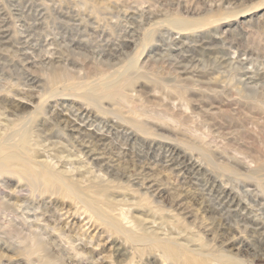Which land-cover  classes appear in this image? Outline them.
I'll return each instance as SVG.
<instances>
[{
    "label": "rangeland",
    "instance_id": "rangeland-1",
    "mask_svg": "<svg viewBox=\"0 0 264 264\" xmlns=\"http://www.w3.org/2000/svg\"><path fill=\"white\" fill-rule=\"evenodd\" d=\"M1 25L7 27L11 35L0 50L1 108L6 112L14 111L11 102L19 98L31 106L19 109L17 115H30L33 127L45 121L39 130L49 134H52V129L57 130L48 124L50 110L55 108L65 112L68 108L72 111L90 108L93 115H97L93 119L95 125L89 129L95 130L99 126L104 133L110 123L116 127V131L110 133L113 146L127 147L125 157L113 164L108 163L115 165L114 171L107 175L109 178L106 177L111 182L92 185L96 188L106 185L105 189L109 191L111 187L113 194L135 199L140 205L132 208L128 205L131 215L141 212L147 221L155 219L159 224L162 221V232H173L169 236L172 238L180 232L181 237H175L181 244L190 239L189 235L192 240H188V248L208 255L212 264H217L213 259L220 255L221 250L241 264H264V244L254 249L256 234L251 231L253 223L257 222L255 226L264 224V167H261L264 165V109L258 110L255 101L250 99H260L258 94L262 93L261 88L264 89V0H0ZM105 46L115 48L113 55L103 53ZM56 58L61 62L54 64L56 74L66 71L68 75L64 83H53L46 77L51 71L42 66ZM104 61L113 65L103 67ZM48 67L46 65L45 68ZM97 67L101 69L96 70ZM128 76L133 78L122 93L112 100L104 98L100 101L107 114L81 103L86 98L81 96L89 89L104 86L117 90L119 81ZM28 78L38 82H27ZM260 95H264V91ZM5 96L6 99L2 98ZM124 97L125 104L122 103ZM6 107L10 110L7 111ZM130 107L138 112L136 116L129 113ZM131 119L142 122L150 133L147 140L138 136L129 142L127 135L120 132L118 124L124 125L127 121L133 125L134 120ZM19 122L21 120L17 119L14 125ZM128 124L124 126L131 131ZM50 128L52 131L48 132ZM53 139L60 141L54 137L51 141ZM50 150L53 155L61 149L55 152L52 146L45 149L46 152ZM169 151H174L181 159L183 154L187 155L183 159L187 162L188 155L192 156V162L201 165L199 171L186 172L184 176L188 180L185 182L189 183L182 188L178 186V179L174 180L175 175L164 169V153ZM204 155L209 156L214 165H210ZM100 164L96 163V168ZM224 167L233 173H227ZM100 170L106 173L104 167ZM112 173L118 175L114 177ZM147 178L156 197L153 193L148 194L149 197H140L144 192L131 186L133 181L145 183ZM16 181H13L12 189L21 185H16ZM213 183L231 191L237 199L241 198L244 205L242 215L250 212L247 230L243 231L245 226L241 216L235 218L233 213L226 211L218 214L223 216L221 218L217 214H202L195 206L185 204L182 196L177 197L180 195L177 192L183 188L215 197L214 193L208 194ZM45 199L41 203L50 211L59 207L65 208L64 213L70 205L73 206L69 200ZM215 201L210 206L217 208ZM123 206L117 208L121 207L128 213L125 209L127 204ZM83 212L81 210L74 220L70 218L65 222L83 235L86 243H94L101 236L105 245L103 249L94 248L97 264H108L103 262L104 256L109 263L117 259L112 255V244L118 242L127 247L123 235L107 231L103 225L94 222L89 213ZM162 216L171 219L169 222L173 225L163 222ZM111 240L115 242L111 243ZM232 242L240 245L238 251L233 250ZM148 245L140 248L142 253L134 254L135 264H173V259L164 256L162 249ZM192 245L197 248H192ZM6 254L13 255L0 247V259H5Z\"/></svg>",
    "mask_w": 264,
    "mask_h": 264
},
{
    "label": "bare ground",
    "instance_id": "bare-ground-1",
    "mask_svg": "<svg viewBox=\"0 0 264 264\" xmlns=\"http://www.w3.org/2000/svg\"><path fill=\"white\" fill-rule=\"evenodd\" d=\"M10 38H11L10 30L7 27L1 25L0 26V50H1V46H3L2 44L6 45ZM75 44L76 43L74 42L73 45ZM114 50L115 48L113 47H107L106 49L102 48V51L106 56L107 55L110 56L112 53H114ZM44 62L46 61L44 60ZM55 63H61V62L58 60V58H56L55 61H48L47 63H45L47 66H49L48 68H45L46 65H43L42 63L40 64L44 66L43 69L51 71V72L48 71V75H46V77H49V79L53 81V83L62 82V81L63 83L64 81L66 82L67 81L66 78L68 76L66 71H62L61 73L58 72L60 74H56L57 70H55L54 68ZM109 63L110 62L107 63L104 61L102 62L101 66L104 67L105 65L106 67H110L111 65H113ZM162 63H165V62H162ZM94 66H95V63H94ZM61 69L62 68L60 67V70ZM95 69L100 70L101 68L97 67ZM176 71H174V74ZM49 73H50L51 78L49 76ZM130 74L132 73L130 72ZM130 76H128V78H122L119 81L118 83L119 86L117 90L115 89L113 90V87H104V86L101 88L89 89L81 96V97H86L84 100L81 99L83 101L81 103L86 104V106L93 107L95 108V110H99L107 114L105 112L106 110L100 105V101L104 98L112 100L118 94L122 93L123 92L122 90L129 86L130 80L133 78V77L129 78ZM32 78H28L29 80L27 82H33V83L38 82V80L32 79ZM49 84H51V82ZM163 86L165 88V85ZM171 86H170V89H171ZM255 87L258 89V86H255ZM261 90L264 91V89L262 88ZM262 93L258 94V96H260V99H258V97L257 99L256 98L253 99V98L246 96L247 98H250L253 101H255V104H256L255 106L258 110L264 109V102H262V100H264L263 99L264 95H260ZM6 96L2 98L6 99L7 98ZM122 96L124 95L122 94ZM124 100H125V97L123 98L122 103L124 104L127 103V101H124ZM72 101H75V100H72ZM11 103L13 105L12 108H15L14 111H8L9 108L6 107L8 111L6 112L5 111L6 109L4 110L3 107L2 108L0 107V110L2 109V112L0 111V247H2L3 250H5L6 252H9L13 255L6 254L5 259L3 260L0 259V264H83V263L97 264L98 259H95L94 251L97 248L103 249L105 245L104 243H102L100 239L101 236L98 238V240L94 241V243H92V241H89L88 243H86L85 242L86 238L84 239L83 235H79L78 233H76V231L74 229H71V226L68 225V222H65L66 220H69L70 218L74 220L78 212H80L81 210L84 211L83 213H89V215H91V217L94 218V222H97L98 225L99 224L103 225L107 231L109 230L114 231L116 233L123 235V237L125 238L127 247H124L125 245L121 243L111 240V243L113 242L116 243V244H112V255L114 259L115 257L117 259L112 260V262L109 263V262H106V259L104 256L102 257V260L104 263L135 264V261H137V259L135 260L134 254L141 252L142 250L140 248H142V246L144 247L146 244H149L153 248L162 249L164 256L170 257V260L173 259L171 260L173 261V264L174 262L175 264H212L211 258H209L208 255L204 256L203 252H200V250L198 249L190 250V248H188L187 246L189 242L188 240L190 239L192 240V238L189 235L188 237L190 239L185 241L186 242V243L184 242L185 244L184 243L181 244L179 239L177 240V238L175 237L177 236L178 238H180L181 237L180 232L179 233L177 232L178 234H174L173 235L174 238L169 237L170 235H172L173 232L172 233H169V231L162 232L163 231L162 229L163 227H161L163 226L162 221L160 222L161 224L157 223L155 219L147 221L144 218V214H142L141 212L140 214L138 213L137 215L135 214L131 215V213H129V210H130L129 207L132 208L133 206L137 207L138 205H140L139 203L137 205V201L135 199L134 201L136 202H134L133 198L131 197H127L125 195L119 196V195L113 194L112 192H110L112 191L110 190L111 187L109 191H107L108 189H105L106 185L101 186L103 183L105 184V183L111 182L108 179L109 177L107 175L110 173L111 170L114 171L115 169V165H111L108 163L113 164L116 161H119L121 157L126 156L125 152L127 151L126 150L127 147L122 148V147L113 146V144L111 143L112 141H110L111 139L110 133H113L112 131H116V127L114 125H111L110 123L107 124L106 125L107 129H106V132L104 133L103 131L99 129L101 128L99 126L97 129L95 127L96 131L91 130L89 128L95 125L96 121H94L93 119L96 118L97 114L93 115L90 108L86 109V107H81V108H78V110L74 109L75 111L74 110L73 111L75 113L72 111V108L71 109L68 108V110L66 109L67 111L65 112L63 111L64 113L59 112L58 110H55L54 108L50 110L51 113H50L49 121H48V124H52V126H50L51 128L53 127L57 129L55 131L54 129H52L53 130L52 131L51 128L48 129V132L52 131V134H53L52 135L51 133L50 134L43 133V131L39 130L40 128L39 126L45 124V121L33 127L32 126L33 122L31 120L30 115H25V114L23 116L17 115L18 113L17 111L19 109L26 108L27 106L29 107L31 106L30 104L26 102H21L19 98L18 100H14ZM116 104H118V100H116ZM224 104H227V103H224ZM8 107L10 106L8 105ZM143 111L145 110L143 109ZM108 112H111V111H108ZM136 112L137 111L135 109H131L130 107L129 109L130 114L133 113L136 116ZM143 114L145 113H142V115ZM140 115H137V116L141 118ZM17 119L21 120V122H19L18 125L16 124L17 125L16 126L14 125V123L17 121ZM131 120L129 121V123L131 122ZM133 120H132L133 125H129L127 121L124 122L131 127L132 129L131 131L127 129L128 128L127 126H124L126 124L124 123H123L124 125L118 124L120 126V132H124L127 135V139H128L127 141L129 142L130 140H133L134 138L138 136H140L142 139L143 138L146 139L150 133L146 130V128L144 129V126L141 124L142 123L141 121H138V120L135 121L136 119H133ZM53 137L55 139L57 138V140L59 139L60 141H54V139L53 141H51ZM44 143L48 144V146L46 145L47 146L46 147ZM49 146H52L54 148V152L55 150H58V148H60L61 150L52 155L51 150L49 152L45 151V149L48 148ZM59 154H63L64 156L58 158ZM164 154H165V156L163 157L164 158L163 161L165 165L164 169L167 168L168 171H171L175 175L174 180L178 179L179 188H182L189 183V182H185L187 179V176L186 178L184 176L186 172L193 173L194 171H199L201 169V165L195 164L196 162L194 163L192 162V158H191L192 156L190 157L188 155V162H187V160L186 161L183 160L187 157V155L185 154H183L184 155L183 159H181L180 155H178L174 151H169L168 153H164ZM204 158L209 162L210 165H214L213 160L209 156L204 155ZM62 160H66V162L63 163ZM105 160L106 162H104ZM96 163L98 164L101 163L99 167L100 168L104 167L105 169L104 172L106 173H102L103 171H101L102 169L100 170L99 167H97L99 169L98 170L96 168L97 166ZM160 163L161 162H159V164ZM141 165L142 163L139 166ZM261 167H264V165ZM224 170L227 171V173L228 172L233 173L232 171H228L225 167H224ZM111 175L115 177V175L117 176L118 174L112 173ZM234 175L240 176L237 173H234ZM14 180H17L16 185L17 183L21 185L20 186L17 185V187L12 189V186H13L12 184ZM137 181H133V183H131L132 184L131 186L135 187L136 191L144 192L140 194V197L141 195L148 196V194H152V193H153L152 194L153 197H156L154 196L155 190H152L153 185H150L151 181H149L148 178H147V181L145 180L146 181L145 183L144 182L139 183ZM96 183H99L101 185L98 186V188H96L94 185H92ZM107 187L109 188V186ZM208 189H209L208 191L210 192L208 194L214 193L215 197H212V195H210V196H207L208 197L207 198L205 195L198 194L197 193L198 191L196 193L190 192V190L186 191L185 188H183V191L177 192V193H180V195L177 193L176 194H177V197L182 196V198L185 200V204L188 203L191 206H195L196 210L200 211L202 214H210V215L214 214L213 216H215V214L218 215L219 213L226 211V213L229 212V214L233 213V217L235 218H238V216H241V221L243 222L242 225L245 226L243 227V231L247 230L246 223L249 219L247 218V215L250 212L248 214L246 213L245 215H242L241 212H244V210H242L244 205L240 201L241 198L240 200L237 199L238 197L236 198L234 195H232L231 191L229 192V190L223 189L220 186L216 185L215 183L211 184ZM113 191L115 190L113 189ZM45 197L57 198V200H60L58 198L69 200L70 202L72 201L73 206L70 205L68 210H66L64 213L62 211L65 208H59V207L53 208L52 211H50L48 210V208L43 207V203H41V200L42 201L46 200ZM215 200L217 201L216 204H218L217 208L212 207V205L210 206V203ZM243 201H245V199ZM126 204H127V207L128 205H130L128 208H125V209H128L127 210L128 213L124 212L125 210H122L121 208L122 205L126 206ZM119 206L121 207L117 208ZM251 209L253 208L251 207ZM251 212H253V210ZM64 214L66 215L68 214V216H64ZM166 219L168 222H166ZM170 220L171 219H168L167 217L163 218V222L172 224V222H169ZM239 220L240 218L238 219V221ZM256 223L257 222L253 223L254 228L251 231L252 233L256 234L255 238L253 237L254 238L253 240L257 242L254 249H259L261 245L264 244V224H259L255 226ZM145 226L148 228H146ZM255 227H257V229H255ZM239 230H240V227H239ZM239 233L241 232L239 231ZM160 236H163V237L161 238ZM197 240L198 242H200L199 240H201V238ZM193 246L195 245H192L191 247L193 248ZM231 246L233 250H236V251H238V249L240 248L239 247L240 245L236 246L235 244H233V242ZM200 247L201 246L199 244L198 248ZM202 248H206V246L205 247L203 246ZM71 252L74 253L73 256L71 255ZM181 257H183V260H179V258ZM215 257L216 259H213V260L216 261L217 264H241L239 260L234 259L231 255L227 254L226 252L222 250L220 252V255H217V256L215 255Z\"/></svg>",
    "mask_w": 264,
    "mask_h": 264
}]
</instances>
